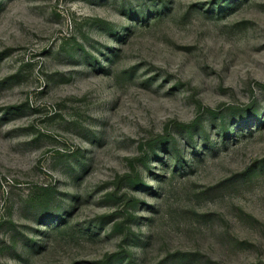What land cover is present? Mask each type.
<instances>
[{"label": "rangeland", "instance_id": "rangeland-1", "mask_svg": "<svg viewBox=\"0 0 264 264\" xmlns=\"http://www.w3.org/2000/svg\"><path fill=\"white\" fill-rule=\"evenodd\" d=\"M0 264H264V0H0Z\"/></svg>", "mask_w": 264, "mask_h": 264}]
</instances>
